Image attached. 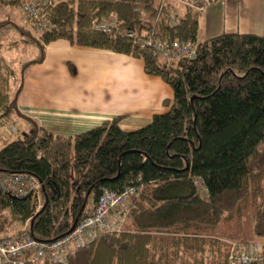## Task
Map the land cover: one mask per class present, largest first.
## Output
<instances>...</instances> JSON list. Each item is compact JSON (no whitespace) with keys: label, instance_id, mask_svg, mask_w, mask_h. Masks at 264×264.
Returning a JSON list of instances; mask_svg holds the SVG:
<instances>
[{"label":"trees","instance_id":"trees-1","mask_svg":"<svg viewBox=\"0 0 264 264\" xmlns=\"http://www.w3.org/2000/svg\"><path fill=\"white\" fill-rule=\"evenodd\" d=\"M194 1L52 0L41 10L51 30L36 36L0 20V29L10 25L40 51L14 82L0 60V127L15 117L30 125L4 139L0 172L39 182L37 195L0 192V238L28 222L33 239L53 241L91 214L104 189L141 184L127 227L76 250L67 264H226V245L210 231L247 197L258 200L253 230L264 239V35L222 33L195 42L197 19L214 0L202 10ZM108 19L116 21L111 33L93 30ZM127 31L166 43L191 40L196 54L162 60L122 36ZM57 39L141 60L144 73L172 91L166 111L132 131H123L117 116L73 137L55 136L21 115L24 70Z\"/></svg>","mask_w":264,"mask_h":264},{"label":"crops","instance_id":"crops-1","mask_svg":"<svg viewBox=\"0 0 264 264\" xmlns=\"http://www.w3.org/2000/svg\"><path fill=\"white\" fill-rule=\"evenodd\" d=\"M0 9L6 16L3 20L24 26L16 6L0 2ZM222 33L264 35V0H214L197 19L195 42ZM20 35L12 36L8 45L28 44L27 36ZM0 60L11 71L2 57ZM22 83L18 112L59 137H73L117 116L123 131L135 130L154 114L165 112L163 101L172 99L170 87L158 77L146 75L141 60L79 47L64 39L43 46V59L24 70ZM126 122L128 129L123 127ZM29 126L27 123L26 130Z\"/></svg>","mask_w":264,"mask_h":264},{"label":"built area","instance_id":"built-area-1","mask_svg":"<svg viewBox=\"0 0 264 264\" xmlns=\"http://www.w3.org/2000/svg\"><path fill=\"white\" fill-rule=\"evenodd\" d=\"M17 1L22 23L33 31L42 34L51 27L42 21L41 10L52 0H4ZM202 10L211 0H195ZM116 26L114 19L100 20L93 30L109 34ZM142 47L149 49L162 60L191 59L196 54L193 41H174L166 43L136 35L135 31L122 34ZM13 131L14 129L11 128ZM141 184L127 186L116 192L104 189L90 215L78 220L70 232L49 242L33 239L27 231L11 233L0 238V264H67L74 252L90 244L103 234L119 233L123 229L125 218L130 211L131 202L137 196ZM39 182L27 173L0 172V192L17 197L38 194ZM226 264H264V239L254 242L227 241Z\"/></svg>","mask_w":264,"mask_h":264},{"label":"rangeland","instance_id":"rangeland-1","mask_svg":"<svg viewBox=\"0 0 264 264\" xmlns=\"http://www.w3.org/2000/svg\"><path fill=\"white\" fill-rule=\"evenodd\" d=\"M155 2L157 4L158 0H155ZM14 17L15 14L13 13V18ZM5 18L6 16L1 14L0 9V20ZM28 30L32 36H36L33 31H30V29ZM0 31V43H3L4 45L0 46V57H2L7 67L11 69V71L8 72L11 74V80L14 82L18 80L20 65L38 57V49L37 46L32 43L30 37H24V39H27L29 42L28 44L26 43L25 46L20 43L16 47H11L8 44L10 41H13L11 40L12 36L17 38H21L22 36L17 31L12 30L9 26L4 27ZM15 76L16 78H14ZM26 125V121L19 117H15L14 120L7 125L0 127V147L2 146L4 139L8 138L9 140H13L19 136L22 131L26 130ZM127 125V122L123 124L124 129H128L129 126ZM11 128L14 130L12 131ZM91 203L92 202L89 201V207L91 206ZM257 203L258 200H253L251 197H247L244 202L240 203L237 208L232 211L231 216L228 219L221 221L213 230L210 231V234L216 238L227 241H257L258 237L255 235L253 230V217ZM37 208H39V205ZM127 225L128 223H124L123 228H126ZM27 228L28 222L23 224L19 230L12 231L7 234L26 231Z\"/></svg>","mask_w":264,"mask_h":264},{"label":"water","instance_id":"water-1","mask_svg":"<svg viewBox=\"0 0 264 264\" xmlns=\"http://www.w3.org/2000/svg\"><path fill=\"white\" fill-rule=\"evenodd\" d=\"M79 215H80V212H79L78 216H79ZM76 222H77V218H75V220L73 221V223H72V225H71V228H70L69 232L71 231V229L73 228V226L76 224Z\"/></svg>","mask_w":264,"mask_h":264}]
</instances>
